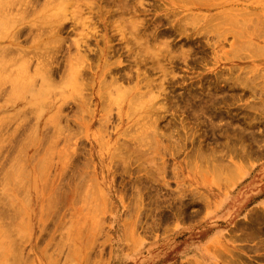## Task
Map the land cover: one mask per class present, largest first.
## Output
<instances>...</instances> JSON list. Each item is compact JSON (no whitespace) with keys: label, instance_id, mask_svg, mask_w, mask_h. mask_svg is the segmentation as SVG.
<instances>
[{"label":"rangeland","instance_id":"rangeland-1","mask_svg":"<svg viewBox=\"0 0 264 264\" xmlns=\"http://www.w3.org/2000/svg\"><path fill=\"white\" fill-rule=\"evenodd\" d=\"M19 1H0L8 10L0 9L1 73L9 64L0 73V264H264V0H128L142 10L135 19L145 21L139 26L152 56L135 49L130 24L118 32L112 0H86L95 2L89 11L83 0ZM78 9L95 21V31L83 30L86 45L82 27H70ZM177 22L187 32H175ZM147 25L168 34L153 41ZM18 28L26 30L13 34ZM82 52L90 70L77 60ZM29 79L35 89L22 87ZM78 120L88 121L87 131ZM64 135L73 138L64 143ZM95 185L98 205L90 199Z\"/></svg>","mask_w":264,"mask_h":264},{"label":"bare ground","instance_id":"bare-ground-1","mask_svg":"<svg viewBox=\"0 0 264 264\" xmlns=\"http://www.w3.org/2000/svg\"><path fill=\"white\" fill-rule=\"evenodd\" d=\"M0 1L3 2L4 0H0ZM6 1H7V0H5V2H6ZM8 1H9V0H8ZM10 1H11V0H10ZM18 1H19V0H18ZM53 1H56V0H53ZM57 1H58V0H57ZM61 1L63 2V0H61ZM61 1H60V3H61ZM65 1H66V0H65ZM65 1H64V2H65ZM83 1H84V2L82 3V6H85V7L88 8V10L85 8L86 11H89V10H93V9H94L93 7H94V5H95V2H93V1H90V2L87 1V2H85L86 0H83ZM95 1H96V0H95ZM112 1H113V6L116 5L117 7L115 6V8H117V9L113 10V12L110 11V14L112 13V14H111V15H112V19H113V18H114V19H115V18H116V19L118 18V24H115V27H117L118 32L121 33V31H119V29L121 30V28H120V26H119L120 23H121V24H127V23L130 24V25L132 26V27H131V28H132V30H131V31H132L131 36H132V38H134V39H133L134 42H135L134 45H135V46L138 45V46L141 47V48H142V47L147 48L146 46H143V44H144V40H143V34H141V33H142V30H141V27H140V26H142L141 23H142V22L144 23L145 21L142 20V22H140V20H139V21L136 20V19H140V18H136V19H135V16H138V15L141 16V14H140V10H141V9L139 10V8H135L134 5L129 4V2H127L128 0L121 1L122 4H120V3H119L120 1L118 0V3H119L120 5H119L118 3L115 4L117 0H112ZM198 1H199V0H198ZM200 1H201V0H200ZM200 1H199V2H200ZM1 2H0V4H1ZM5 2H4V3H5ZM19 2H20V1H19ZM36 2H37V1H36ZM64 2H63V3H64ZM79 2H81V0H80ZM79 2H78V6L80 7V6H81V3H79ZM96 2H97V1H96ZM175 2H176V0H175ZM178 2H179V1H178ZM178 2H177V3H178ZM201 2H203V1H201ZM4 3H3V4H4ZM7 3H8V2H7ZM7 3H6V5H4L5 7L7 6ZM21 3H22V0H21ZM54 3L56 4V2H54ZM110 3H111V2H110ZM144 3H145V1H144ZM181 3H182V2H181ZM183 3H184V2H183ZM191 3H192V2H191ZM8 4H12V5H13V3H10V2H9ZM22 4H23V3H22ZM66 4H67V3H66ZM71 4H72V3H71ZM83 4H84V5H83ZM27 5H28V4H27ZM60 5H61V4H60ZM67 5L69 6V4H67ZM72 5H73V4H72ZM140 5H143V1L140 2ZM175 5H176V4H175ZM204 5H205V3H204ZM204 5H203V6H204ZM206 5L208 6V2L206 3ZM10 6H11V5H10ZM61 6H62V5H61ZM68 6H66V7H68ZM97 6H98V4H97ZM136 6H137V5H136ZM180 6H181V5H180ZM183 6H184V4H183ZM199 6H200V4H199ZM207 6H206V7H207ZM2 7H3V6H2ZM2 7H1V8H2ZM139 7H140V6H139ZM153 7H155V6H153ZM1 8H0V9H1ZM60 8H62V7H60ZM211 8H212V7H211ZM2 9H5V8H2ZM2 9H1V10H2ZM32 9H33V8H32ZM142 9H143V6H142ZM151 9H152V8H151ZM194 9H195V8H194ZM201 9H202V8H201ZM34 10H35V9H34ZM78 10H79V11H78L79 13H77L78 16L82 15L84 10H83V9H82V11H81V9H78ZM144 10H145V7H144ZM203 10H204V9H203ZM3 11H8V10L5 9V10H3ZM61 11H62V10H61ZM75 11H76V10H75ZM141 11H142V10H141ZM150 11H153V10H150ZM176 11H177V10H176ZM206 11H207V8H206ZM33 12L35 13L36 10L33 11ZM76 12H77V11H76ZM179 12H180V11H179ZM81 13H82V14H81ZM131 13H132V16H134V17H133L134 19H133L132 17H131V19H129V18L126 19V18H125V17H126L125 14L128 15V14H131ZM141 13H142V12H141ZM143 13H144V12H143ZM8 14H10V13H8ZM79 14H80V15H79ZM152 14H153V13H152ZM167 14H168V13H167ZM171 14H172V12H171ZM188 14H189V13H188ZM6 15H7V14H6ZM37 15H38V14H37ZM111 15H110V17H111ZM113 15H115V16H117V17H113ZM172 15H173V14H172ZM174 15H175V13H174ZM174 15H173V16H174ZM25 16H26V15H25ZM29 16H30V15H28V17H29ZM33 16H34V15L32 14V17H33ZM39 16H40V15H39ZM52 16H53V15H52ZM169 16H170V14H169ZM187 16H189V15H187ZM187 16H185V18H186ZM2 17H3V16H2ZM8 17H9V16H8ZM8 17H7V19H9ZM26 17H27V16H26ZM48 17H49V16H48ZM48 17H47V19H48ZM85 17H86V16H85ZM164 17H167V15H166V16L164 15ZM215 17H216V16H215ZM0 18H1V17H0ZM42 18H43V17H42ZM158 18H159V17H157V19H158ZM187 18H188V17H187ZM187 18H186V19H187ZM189 18H191V16H190ZM114 19H113V21H114ZM165 19H166V18H165ZM171 19H172V18H171ZM182 19H183V18H182ZM4 20H6V19L4 18ZM4 20H2V21H4ZM10 20H12V19H11V16H10ZM28 20H29V18H28ZM32 20H33V19H32ZM48 20H49V19H48ZM72 20H73V19H72ZM120 20H122V22H120ZM159 20H160V19H159ZM167 20H168V19H167ZM180 20H181V19H180ZM180 20H179V21H180ZM184 20H185V19H184ZM2 21H1V22H2ZM8 21H9V20H7L6 22H8ZM61 21H62V20H61ZM61 21H59V22H61ZM115 21L117 22V20H115ZM146 21H147V20H146ZM181 21H182V20H181ZM6 22H5V23H6ZM50 22H51V21H50ZM125 22H126V23H125ZM171 22L174 23L173 19H172ZM262 22H263V21H262ZM3 23H4V22H3ZM32 23H33V22H32ZM94 23H95V21H93V17H90V15H89V17L87 16L86 18H84L83 16H80L78 19H76V20L74 19V21H73V25L70 26V27H73V26H78V27L81 26V27H82V28H81V29H82L81 35L84 36V38H83L84 40H83L82 42L80 41L81 44L86 45V44L89 43V42L87 43V39H88L90 36H89L88 32H87V33H86V32L83 33V30H84V29H89V31H90V30H91V29H90V26H91L92 31H95V30H94L95 27H93ZM143 23H142V24H143ZM9 24H10V23H8V25H9ZM64 24H65V23H64ZM148 24H149V23H148ZM0 25H1V24H0ZM2 25H4V24H2ZM30 25H31V24H30ZM30 25H29V27L31 28L32 25H31V26H30ZM33 25H34V24H33ZM45 25H46V24H45ZM45 25H44V26H45ZM55 25H56V24H55ZM113 25H114V23H113ZM113 25H112V26H113ZM116 25H117V26H116ZM139 25H140V26H139ZM182 25H183V24H178V22H177V24H175V25H173V26H171V27H173V30H174L175 32L180 31V32L182 33V32H184V30H185V32H187V30H186V29L188 28L187 25H189V24L185 25V26H187V28H185V29H184V27H183ZM61 26H62V25H61ZM61 26H56V30H57V32H59V30L62 31ZM63 26H64V25H63ZM124 26H125V25H124ZM124 26H123V27H124ZM144 26H145V25H144ZM144 26H143V28H144ZM147 26H148V25H147ZM260 26L262 27L263 24L260 25ZM20 27H22V26H20ZM33 27H34V26H33ZM33 27H32V28H33ZM53 27H54V26H53ZM64 27H65V26H64ZM78 27H77V28H78ZM145 27H146V26H145ZM148 27H149V26H148ZM164 27H165V26H164ZM24 28H26V27H24ZM48 28L50 29V27H48ZM54 28H55V27H54ZM129 28H130V27H129ZM131 28H130V29H131ZM149 28H150V27H149ZM149 28H148V29H149ZM151 28H152V27H151ZM151 28H150V32H149L150 34H151V32H152V31H151ZM153 28H154V27H153ZM204 28H206V27H204ZM204 28H203L202 30H204ZM244 28H245V27H244ZM257 28L259 29V27H257ZM18 29H19V28H18ZM35 29H36V28H35ZM41 29H42V27H41ZM49 29H47V30H49ZM52 29H53V28H52ZM72 29H73V28H72ZM206 29H207V28H206ZM206 29H205V30H206ZM25 30H26V29H25ZM25 30H23V28H22V29H19V31H15V32L13 31V34H14V33L16 34V32H17V33H18V32L20 33V32H23V31H25ZM30 30H31V29H30ZM43 30H45V29H43ZM64 30H65V29H64ZM205 30H204V31H205ZM262 30H263V29H262ZM2 31H3V30H2ZM2 31H1V32H2ZM28 31H29V29H28ZM32 31H33V29H32ZM53 31H54V30H53ZM61 31H60V32H61ZM126 31H127V30H126ZM39 32H40V29H39ZM62 32H63V31H62ZM169 32H171V31H169ZM23 33H24V32H23ZM23 33H22V35H23ZM45 33H46V32H45ZM51 33H52V30H51ZM129 33H131V32L129 31ZM203 33H204V32H203ZM260 33H261V31H260ZM260 33H259V34H256V35H257V36H260ZM27 34H30V33H26V37H27ZM32 34H33V33H32ZM34 34H35V32H34ZM47 34H48V33H47ZM49 34H50V33H49ZM52 34H53V33H52ZM122 34H123V33H122ZM122 34H121V35H122ZM124 34H125V33H124ZM124 34H123V37H124ZM167 34H168V31L163 32V31H159V30H156V29H155V31H153V33H152L149 37H151V39H152L153 41L156 40V42H160V41H157V40H160L161 37H162V39H163L164 36L166 37ZM173 34H174V33H173ZM244 34H245V33H244ZM19 35H20V34H19ZM30 35H31V34H30ZM45 35H46V34H45ZM59 35H60V34H59ZM79 35H80V34H79ZM146 35H147V34H146ZM148 35H149V34H148ZM204 35H206V34L204 33ZM241 35H242V34H241ZM254 35H255V34H254ZM256 35H255V36H256ZM14 36H16V35H14ZM47 36H49V35H47ZM53 36H54V35H53ZM82 36H80V37H82ZM186 36H187V34H186ZM188 36H189V35H188ZM5 37H8V36H5ZM38 37H41V36H38ZM50 37H51V36H50ZM125 37H126V36H125ZM125 37H124V38H125ZM146 37H147V36H146ZM180 37L182 38V36H180ZM180 37H179V38H180ZM183 37L185 38V35H183ZM205 37H206V36H205ZM207 37H208V33H207ZM243 37H244V36H243ZM2 38H3V37H1V39H2ZM27 38H28V37H27ZM47 38H48V37H47ZM56 38H57V37H56ZM59 38H60V37H59ZM126 38H127V37H126ZM172 38H173V37H172ZM179 38H178V39H179ZM49 39H50V38H49ZM52 39H53V38H52ZM121 39H122V38H121ZM127 39H128V38H127ZM147 39H149V38H147ZM147 39L145 38V40H147ZM30 40H31V38H30ZM33 40H34V39H33ZM33 40H31V41H33ZM55 40H56V39H54V41H55ZM79 40H80V39H79ZM123 40H124V39H123ZM204 40H205V39H204ZM15 41H17V38H16ZM15 41H13V43L16 44L17 42H15ZM19 41H20V40H19ZM39 41H40V40H39ZM45 41H47V39H46ZM45 41H44V42H45ZM60 41L62 42V40H60ZM148 41H150V39H149ZM148 41H147V42H148ZM161 41H162V40H161ZM165 41H167V40H165ZM165 41L163 40L161 43H163V42H165ZM207 41H208V40H207ZM207 41H206V42H207ZM23 42H24V41H23ZM29 42H30V41H29ZM47 42H48V41H47ZM58 42H59V41H58ZM61 42H60V43H61ZM75 42H76V41H75ZM121 42H122V41H121ZM173 42H174V41H173ZM173 42H172V43H173ZM183 42H184V41H183ZM244 42H246V41H244ZM27 43H28V42H27ZM31 43H32V42H31ZM31 43H30V44H31ZM124 43H125V42H124ZM153 43H154V42H153ZM169 43H170V42H169ZM177 43H178V42H177ZM30 44H29V45H30ZM77 44H78V43H77ZM120 44H121V43H120ZM145 44H146V41H145ZM145 44H144V45H145ZM149 44H150V42H149ZM149 44H148L147 46H149ZM165 44L167 45L166 42H165ZM40 45H41V44H40ZM42 45H43V44H42ZM157 45H158V44H157ZM166 45H165V46H166ZM177 45H178V44H177ZM183 45H184V44H183ZM243 45H244V43H243ZM246 45H247V44H246ZM80 46H82V45H80ZM170 46H171V45H170ZM170 46H169V47H170ZM181 46H182V44H181ZM57 47H58V46H57ZM114 47H115V46H114ZM118 47H119V46H118ZM118 47H117V48H118ZM136 47H137V46H136ZM150 47H151V46H150ZM163 47H164V46H163ZM167 47H168V46H166L165 48H167ZM248 47H249V46L246 47L247 50H248ZM254 47H255V46H254ZM16 48H17V47H16ZM78 48H79V46H78ZM88 48H89V47H88ZM126 48H129V47H126ZM126 48L124 47V50H125V51H126ZM141 48H138V47H137V48H135V49H139V50H140ZM170 48H172V47H170ZM170 48H169V49H170ZM1 49H2V48H1ZM14 49H15V48H14ZM17 49H19V48H17ZM17 49H15V50H17ZM20 49H21V48H20ZM27 49H28V48H27ZM79 49H80V48H79ZM82 49H83V48H82ZM142 49H144V48H142ZM142 49H141V50H142ZM175 49H176V47H175ZM178 49H179V48H178ZM178 49H177V50H178ZM249 49H250V48H249ZM256 49H257V48H256ZM258 49H259V47H258ZM260 49H261V46H260ZM260 49H259V51H260ZM263 49H264V47H263ZM2 50H3V49H2ZM77 50H78V49H77ZM80 50H81V49H80ZM124 50H123V51H124ZM131 50H133V49H131ZM145 50H146V49H144V52H145ZM147 50H149L148 53H150V49L147 48ZM155 50H157V49H155ZM159 50H160V49H159ZM159 50H157V52H158ZM180 50H181V48H180ZM252 50H255V49L253 48ZM252 50H251V51H252ZM18 51H19V50H18ZM24 51H25V50H24ZM27 51H28V50H27ZM27 51H25V52H27ZM78 51H79V50H78ZM92 51H93V50H92ZM129 51H130V50H129ZM151 51H152V50H151ZM162 51H163V50H162ZM168 51H169V50H168ZM170 51H172V50H170ZM175 51H176V50H175ZM178 51H179V50H178ZM181 51H183V50H181ZM251 51H250V52H251ZM262 51H263V50H262ZM21 52H22V51H21ZM21 52H20V53H21ZM25 52L23 53L22 56H24V54H25V55H27V54L29 55L31 51L29 50V53L27 52V54H26ZM32 52H33V51H32ZM35 52L37 53V51H35ZM118 52H120V50H119ZM127 52H128V50H127ZM127 52H126V54H127ZM134 52H135V51H134ZM154 52H155V51H153V53H154ZM164 52H165V50H164ZM176 52H177V51H176ZM254 52H255V51H254ZM257 52H258V51H257ZM257 52H256V53H257ZM0 53H2V52H0ZM14 53L16 54V51H14ZM39 53H40V50H39ZM82 53H83L82 55H81V54L78 55V56H80V57H78L77 55H75L74 58H75V60H76V56H77V60L81 58V59L79 60V63H80L81 65L85 63V66H84L83 68H86L87 70H90V69H91L90 66H92V65L88 64V62H89V59L87 60V55H88V54L86 55V54H84V52H82ZM123 53H124V52H123ZM129 53H130V52H129ZM129 53H128V54H129ZM136 53H137V52H136ZM158 53H159V52H158ZM158 53H157V54H158ZM166 53H167V52H166ZM177 53H178V52H177ZM181 53H182V52H181ZM260 53H262V52H260ZM15 54H14V55H15ZM31 54H32V53H31ZM40 54H41V53H40ZM54 54H55V53H54ZM54 54H53V55H54ZM128 54H127V55H128ZM133 54H135V53H133ZM154 54H156V52H155ZM154 54H153V55H154ZM162 54H163V53H162ZM169 54H170V53H169ZM263 54H264V52H263ZM263 54H262V55H263ZM17 55H18V54H17ZM19 55H20V54H19ZM33 55H36V54H33ZM33 55H32V56H33ZM123 55H124V54H123ZM150 55L152 56V53H150ZM257 55H258V54H257ZM262 55L260 54L259 56H262ZM1 56H2V55H1ZM15 56H16V55H15ZM32 56H31V57H32ZM36 56H37V55H36ZM45 56H46V55H45ZM54 56H55V55H54ZM96 56L98 57V55H96ZM129 56H130V54H129ZM137 56H138V54H137ZM147 56H148V55H147ZM154 56H155V55H154ZM154 56H153V57H154ZM158 56H160V55H158ZM158 56L156 55L155 58H158ZM182 56H183V55H182ZM255 56H256V54H255ZM12 57H14V56L12 55ZM17 57H18V56H17ZM24 57H25V56H24ZM29 57H30V56H29ZM37 57H38V56H37ZM39 57L41 58L42 56H39ZM127 57H128V56H127ZM139 57H140V55H139ZM149 57H150V56H149ZM149 57H148V58H149ZM166 57H168V56H166ZM166 57H165V58H166ZM171 57H172V59L174 58L173 56H171ZM9 58H11V57H9ZM26 58H27V57H26ZM45 58H46V57H45ZM49 58H50V57H48V59H49ZM135 58H136V57H135ZM135 58L133 59V60H134V63L136 62V64H137V63L139 64V61L137 62V59L135 60ZM142 58H143V57H142ZM150 58H151V57H150ZM155 58H151V59L153 60V59H155ZM163 58H164V57H163ZM165 58H164V59H165ZM0 59H1V58H0ZM3 59H4V58H3ZM3 59H2V62L6 60V59H4V60H3ZM11 59H12V58H11ZM11 59H10V61H11ZM16 59H17V58H16ZM30 59H31V58H30ZM41 59H43V58H41ZM68 59H69V58H68ZM71 59H73V58H71ZM128 59H129V58H128ZM145 59H147V58L144 57L143 60L145 61ZM174 59H175V58H174ZM22 60H23V59H22ZM27 60H28V59H27ZM130 60H131V59H130ZM138 60H140V59L138 58ZM141 60H142V59H141ZM143 60H142V62H144ZM155 60H157V59H155ZM7 61H8V60H7ZM23 61H24V60H23ZM31 61H32V60H31ZM31 61H29V62H31ZM41 61H42V60H41ZM146 61H147V60H146ZM150 61H151V60H150ZM167 61H168V60H167ZM20 62H21V60H20ZM29 62H28V63H29ZM43 62H44V61H43ZM77 62H78V61H76V64H77ZM120 62H121V61H120ZM120 62H119V63H120ZM156 62H157V61H156ZM161 62H162V61H161ZM161 62H159V64H161ZM164 62H165V61H164ZM8 63H10V62L8 61ZM15 63H17V62H15ZM165 63H166V62H165ZM10 64H11V63H10ZM46 64H47V63H46ZM48 64H49V63H48ZM50 64H51V63H50ZM54 64H55V63H54ZM136 64H135V66L138 65V64H137V65H136ZM140 64H141V63H140ZM140 64H139V65H140ZM169 64H171V63H169ZM5 65H6V69H8V68H9V67H8L9 64H8V66H7V64H5ZM12 65H13V63H12ZM27 65H29V64H27ZM121 65H122V64H121ZM131 65H132V63H131ZM142 65L145 66V64H143V63H142ZM142 65H141V66H142ZM157 65H158V64H157ZM10 66H11V65H10ZM43 66H44V65H43ZM66 66H67V65H66ZM78 66H79V65H78ZM127 66H128V65H127ZM149 66H150V65H149ZM152 66H153V65H152ZM152 66H151V67H152ZM4 67H5V66H3V68H4ZM7 67H8V68H7ZM45 67H47V66H45ZM51 67H52V66H51ZM54 67H55V66H54ZM58 67H59V66H58ZM58 67H57V68H58ZM103 67H105V65H104ZM123 67H125V66H122V69H123ZM147 67H148V66H147ZM10 68H11V67H10ZM59 68H60V67H59ZM59 68L56 69V70L54 69L55 71L52 72V74L56 72L55 74L58 75L59 73H57V72H60V71H61V70L59 71ZM64 68H65V66H64ZM67 68H69V66H68ZM120 68H121V67L118 68V71H120ZM127 68H128V67H127ZM129 68H130V67H129ZM143 68H144V67H143ZM152 68H153V67H152ZM152 68H150V69H152ZM6 69L3 70V71H6ZM52 69H53V68H52ZM52 69H51V71H52ZM60 69H61V68H60ZM65 69H66V68H65ZM65 69H64V70H65ZM122 69H121V70H122ZM156 69H157V66H156ZM28 70H29V69H28ZM28 70H27V71H28ZM47 70H48V71H46V72H50V71H49V68H48ZM152 70H153V69H152ZM160 70H161L162 73L164 72V73H163L164 76L167 74V73H165V72H169V71L166 70V68H164V67H162V69H160ZM160 70H159V71H160ZM162 70H163V71H162ZM3 71H2V73H3ZM67 71H68V69H67ZM82 71H85V70H82ZM122 71H124V70H122ZM136 71H137V70H136ZM77 72L80 73L81 71L78 69ZM151 72H152V71H151ZM0 73H1V71H0ZM2 73H1V74H2ZM85 73H86V71H85ZM85 73H84V74H85ZM120 73H123V72H120ZM153 73H154V72H153ZM153 73H152V74H153ZM157 73H158V72H157ZM80 74H81V73H80ZM80 74H79L78 76H80ZM124 74H125V72H124ZM133 74H134V73H133ZM159 74H161V73H159ZM163 74H162V76L159 75V77L162 78V77H163ZM168 74H170V72H169ZM122 75H123V74H122ZM125 75H126V74H125ZM139 75H140V74H139ZM154 75H155V74H154ZM47 76H49V74H48ZM126 76H128V75H126ZM129 76H131V75H129ZM50 77H51V76H50ZM80 77H81V76H80ZM120 77H121V76H120ZM123 77H124V75H123ZM132 77H133V76H132ZM166 77H167V76H166ZM78 78H79V77H78ZM125 78H126V77H125ZM130 78H131V77H130ZM133 78H134V77H133ZM157 78H158V75H157ZM161 78H160V79H161ZM163 78H165V77H163ZM48 79H49V78H48ZM80 79H81V78H80ZM141 79H142V78H140V80H141ZM170 79H171V78H170ZM49 80H51V79H49ZM114 80H116V79H114ZM118 80H119V79H118ZM123 80H125V79H123ZM129 80H130V79H129ZM153 80H154V82H155V79H153ZM158 80H159V79H158ZM163 80H164V79H163ZM21 81H22V80H21ZM35 81H36V80H35ZM138 81H139V79H138ZM147 81H148V80H147ZM147 81L145 82L144 85L147 84ZM150 81H151V80H150ZM166 81H167V80H166ZM166 81H165V82H166ZM23 82H24V81H23ZM47 82H48V81H47ZM126 82H128V81H126ZM131 82H132V81H131ZM148 82H149V81H148ZM151 82H152V81H151ZM151 82H150V84H151ZM154 82H153V83H154ZM161 82H162V81H161ZM161 82L159 81V84H160ZM165 82H164V83H165ZM51 83H52V82H51ZM119 83H120V82H119ZM124 83H125V82H124ZM129 83H130V82H129ZM28 84H29V85H28ZM82 84H83V83H82ZM120 84H121V83H120ZM150 84H149V85H150ZM155 84L157 85L156 82H155ZM159 84H158V85H159ZM165 84H166V83H165ZM30 85H33V87H34V89H35V87H36L35 85H36V84H35V82H34L33 80H30V79H29V81H27L26 83H23L22 87H24V88L27 87V86L30 87ZM149 85H148V88H149ZM151 85H153V84H151ZM166 85H167V84H166ZM37 86H38V85H37ZM120 86H121V85H120ZM120 86H118V88H119ZM124 86H125L126 88L129 89V87H127L128 84H127V86H126V85H122V87H124ZM129 86H131L130 89H132L134 85L131 84V85H129ZM122 87H120V88H122ZM150 87H151V86H150ZM159 87H160V86H159ZM163 87H164V86L162 85L161 88H163ZM17 88H18V86H17ZM30 88H31V87H30ZM78 88H79V86H78L76 89H78ZM120 88H119V89H120ZM152 88L155 89V86L152 87ZM152 88H151V89H152ZM34 89H33V90H34ZM128 89H127V90H128ZM143 89H144V88H143ZM33 90H32V91H33ZM50 90H51V89H50ZM127 90L125 89L126 93H127ZM35 91H37V90H35ZM123 91H124V90H123ZM148 91H149V90H148ZM148 91H147V92H148ZM158 91H159V90H158ZM8 92H9V91H8ZM163 92H164V91H163ZM195 92H196V91H195ZM123 93H124V92H123ZM151 93H152V92H151ZM117 94H118V93H117ZM124 94H125V93H124ZM146 94H147V93H146ZM125 95H127V94H125ZM141 95H142V94H141ZM141 95H140V96H141ZM50 96H51V95H50ZM123 96H124V95H123ZM136 96H137V94H136ZM136 96L133 97V99H134V98L136 99ZM196 96H197V95H196ZM214 96H215V95H214ZM48 97H49V95H48ZM191 97H192V98H196V97H193V96H191ZM120 98H121V97H120ZM137 98H138V97H137ZM124 99H125V98L123 97V99H122V100L120 99V100H121V101H124ZM138 99H139V98H138ZM138 99H137V100H138ZM140 99H142V98H140ZM100 100H101V99H100ZM181 100H182V99H181ZM189 100H190V99H189ZM191 100H192V99H191ZM226 100H227V99H226ZM46 101H47V100H46ZM101 101H102V100H101ZM101 101H100V102H101ZM121 101H120V102H121ZM102 102H103V101H102ZM104 102H105V101H104ZM120 102H119V103H120ZM128 102H129V104L132 103L133 106H134V103H135V105H137L136 102L133 103V100H132L131 102L128 100ZM137 102H139V101H137ZM184 102H185V101H184ZM45 103H46V102H45ZM45 103H44V104H45ZM122 103H123V102H122ZM44 104H43V105H44ZM46 104H47V103H46ZM78 104H79V103H78ZM104 104H105V103H104ZM129 104H128V106H129L128 108H130V105H129ZM182 104H183V103H182ZM38 105H39V104H38ZM40 105H41V104H40ZM40 105H39V106H40ZM118 105H119V104H118ZM176 105H177V104H176ZM178 105H179V104H178ZM39 106H37V107H39ZM78 106H79V105H78ZM81 106H82V105H81ZM120 106H121V105H120ZM131 106H132V105H131ZM133 106H132V107H133ZM137 106H138V105H137ZM35 107H36V106H35ZM37 107H36V108H37ZM44 107H46V106L44 105ZM76 107H77V105H76ZM105 107H106V105H105ZM105 107H104V108H105ZM132 107H131V109H132ZM140 107H141V106H140ZM187 107H188V106H187ZM29 108L31 109V107H29ZM32 108H34V107H32ZM79 108H80V107H79ZM104 108H103V110H104ZM39 109H40V107H39ZM59 109H60V108H59ZM59 109H58V110H59ZM88 109H89V108H88ZM100 109H101V108H100ZM105 109H106V108H105ZM80 110L82 111V109H80ZM90 110H91V112H92V109H91V108H90ZM128 110H129V109H128ZM136 110H137V108L135 109V111H136ZM37 111H38V110H37ZM59 111H60V110H59ZM205 111H206V110H205ZM209 111H210V110H209ZM213 111H214V109H213ZM217 111H218V110H217ZM217 111H216V112H217ZM28 112H29V111H28ZM31 112H32V111H31ZM78 112H79V111H78ZM82 112H83V111H82ZM82 112H81V113H82ZM125 112H126V111H125ZM19 113H20V112H19ZM19 113H18V115H19ZM76 113H77V112H76ZM89 113H90V112H89ZM118 113H119V112H118ZM133 113H134V111H133ZM133 113H132V114H133ZM74 114H75V113H74ZM105 114H106V112H105ZM122 114H123V113H122ZM127 114H128V113H127ZM206 114H207V112H206ZM77 115H78V113H77ZM77 115H76V116H77ZM92 115H93V114H92ZM118 115H119V114H118ZM138 115H139V114H138ZM79 116H81V115H79ZM110 116H111V115H110ZM211 116H212V115H211ZM53 117H54V116H53ZM56 117H57V116H56ZM85 117H86V116H84V118H85ZM102 117H106V116L104 115V116H102ZM60 118H61V117H60ZM67 118H68V117L66 116V120H67ZM119 118H120V117H119ZM141 118H142V116H141ZM143 118H145V117L143 116ZM57 119H58V118H57ZM69 119L71 120L70 116H69ZM106 119H107V118H106ZM117 119H118V118H117ZM122 119H123V117H122ZM127 119H128V117H127ZM58 120H59V119H58ZM70 120H68V121H70ZM80 120H81V119H80ZM84 120H85V119H84ZM86 120H87V119H86ZM103 120H104V122H105V119H103ZM110 120H111V119H110ZM143 120H144V119H143ZM97 121H99V119H98ZM71 122H72V121H71ZM74 122H76V120H75ZM87 122H88V121H87ZM87 122H81V121L79 122V120H78L76 124H77V126H79V127H84V128L86 129V131H87L88 127L90 126V125H87V126H86L85 123H87ZM112 122H113V121H112ZM120 122H121V120H120ZM139 122H140V121H139ZM152 122H153V121H152ZM133 123H134V121H133ZM156 123H157V121H156ZM62 124H63V123H62ZM71 124H72V123H71ZM100 124H101V123H100ZM134 124H136V122H135ZM134 124H133V125H134ZM46 125H48V124L46 123ZM58 125H59V124H58ZM68 125L70 126V124H68ZM68 125H67V126H68ZM101 125H102V124H101ZM103 125H104V124H103ZM112 125H114V124H112ZM62 126L64 127L65 125H62ZM69 126H68V127H69ZM99 126H100V125H99ZM135 126H136V125H135ZM43 127H44V126H43ZM58 127H60V126H58ZM71 127H72V126H70V128H71ZM103 127H104V126H103ZM110 127H111V126H110ZM114 127H115V126H114ZM136 127H137V126H136ZM0 128H1V127H0ZM44 128H45V127H44ZM44 128H43V129H44ZM64 128H66V127H64ZM64 128H63V129H64ZM138 128H139V127H138ZM60 129H61V127H60ZM73 129H74V127H73ZM75 129H76L77 131L79 130V129H77L76 127H75ZM97 129H98V127H97ZM102 129H104V128H102ZM47 130H49V129L47 128ZM65 130H66V129H65ZM81 130H82V129H81ZM100 130H101V129H100ZM58 131H59V130H58ZM60 131H61V130H60ZM71 131H72V130H70V133H71ZM77 131H76V132H77ZM88 131H89V130H88ZM102 131H103V130H102ZM102 131H101V133H102ZM32 132L34 133V131H32ZM45 132H46V129H45ZM122 132H124V131H122ZM122 132H121V133H122ZM51 133H52V132H51ZM59 133H60V132H59ZM59 133H58V135H59ZM70 133H69V134H70ZM79 133H80V130H79ZM128 133H129V132L127 131V134H128ZM140 133H141V132H140ZM19 134H20V133H19ZM22 134H23V133H22ZM34 134H35V133H34ZM60 134H61V133H60ZM65 134H68V133L65 132ZM73 134H75V133H74V130H73ZM73 134H71V135H73ZM77 134H78V133H77ZM80 134H81V133H80ZM80 134H79V136H80ZM86 134H87V132L84 133L85 137H87ZM25 135H26V134H25ZM25 135H23V137H24ZM43 135H44V133H43ZM43 135H42V136H43ZM50 135H51V134H50ZM71 135H69V136L67 135L68 137H67L66 135H64V136H66V137H64V143H65V140H66V141H69V139H72V138H73V136L70 137ZM130 135H131V134H130ZM161 135L163 136V134H161ZM161 135H160V136H161ZM170 135H171V134H170ZM26 136H27V135H26ZM45 136H47V135H45ZM45 136H43V137H45ZM81 136H82V135H81ZM81 136H80V137H81ZM99 136H100V135H99ZM101 136H102V134H101ZM158 136H159V135H158ZM172 136H173V135H172ZM33 137H34V136H33ZM48 137H49V136H48ZM51 137H53V136L51 135ZM58 137H59V136H58ZM60 137H61V136H60ZM74 137H75V135H74ZM80 137H79V138H80ZM4 138H6V137H4ZM4 138H3V139H4ZM49 138H50V137H49ZM77 138H78V137H77ZM77 138H76V139H77ZM0 139H1V138H0ZM23 139H24V138H23ZM59 139H60V138H59ZM62 139H63V138H62ZM139 139H140V138H139ZM152 139H153V138H152ZM154 139H156L155 136H154ZM185 139H186V138H185ZM34 140H35V139H34ZM57 140H58V139H57ZM24 141H25V140H24ZM26 141H27V140H26ZM28 141H29V140H28ZM76 141H77V140H76ZM78 141H80V140H78ZM60 142H61V141H60ZM118 142H120V141H118ZM138 142H139V141H138ZM28 143H29V142H27V144H28ZM48 143H50V142H46L45 146H47ZM71 143H72V142H71ZM71 143H70V144H71ZM5 144H6V143H5ZM68 144H69V143H68ZM78 144H79V143H78ZM118 144H120V143H118ZM50 145H51V144H50ZM72 145H73V144H72ZM48 146H49V145H48ZM67 146H68V145H67ZM76 146H77V145H76ZM78 146H79V145H78ZM69 147H71V146H69ZM45 148H46V147H45ZM75 148H76V147H75ZM55 150H56V149H55ZM117 150H118V149H117ZM47 151H48V150H47ZM74 151H75V150H74ZM76 151H77V149H76ZM40 152H41V150H40ZM75 153H76V152H75ZM79 153H80V152H79ZM198 153H199V152H198ZM200 153L202 154L201 151H200ZM34 154H35V153H34ZM40 154H41V153H40ZM76 154H77V153H76ZM54 155H55V154H54ZM59 155H60V154H59ZM110 155H111V154H110ZM139 155H140V154H139ZM50 156H51V155H50ZM78 156H79V155H78ZM137 156H138V155H137ZM32 157H33V156H32ZM42 157H43V156H42ZM111 157H112V156H111ZM138 157H139V156H138ZM30 158H31V157H30ZM33 158H34V157H33ZM33 158H32V159H33ZM70 158H71V155H70ZM73 158H74V157H73ZM78 158H79V157H78ZM52 159H53V158H52ZM19 161H20V160H19ZM30 161H33V160H30ZM17 162H18V161H17ZM17 162H16V163H17ZM67 162H68V159H67ZM65 163H66V162H65ZM76 163H77V162H76ZM89 163H90V162H89ZM89 163H88V164H89ZM5 164H6V163H5ZM13 164H14V163H13ZM23 164H24V163H23ZM54 164H55V163H54ZM68 164H70V163H68ZM68 164H67V165H68ZM31 165H32V163H31ZM65 165H66V164H65ZM12 166H13V165H12ZM68 166H69V165H68ZM79 166H80V165H79ZM84 166H85V165H84ZM89 166H90V165H88V166H86V167H89ZM111 166H112V165H111ZM10 167H11V165H10ZM10 167H9V168H10ZM13 167H14V166H13ZM15 167H16V166H15ZM23 167H24V166H23ZM40 167H41V166H40ZM71 167H72V166H71ZM6 168H7V167H6ZM64 168H65V166H64ZM67 168H69V167H67ZM10 169H11V168H10ZM14 169H15V168H14ZM14 169H13V170H14ZM17 169H18V168H17ZM19 169H20V168H19ZM19 169H18V170H19ZM23 169H24V168H23ZM81 169H82V168H81ZM87 169H88V168H86V171H87ZM90 169H91V168H90ZM65 170H66V168H65ZM88 170H89V169H88ZM0 171H1V169H0ZM3 171H4V170H3ZM3 171H1V174H2ZM83 171H85V170H83ZM9 172H10V171H9ZM22 172H23V171L21 170V174H22ZM24 172H25V170H24ZM24 172H23V174H24ZM27 172H29L28 169H27ZM31 172H32V170H31ZM43 172H44V171H43ZM87 172H88V171H87ZM214 172H215V171H214ZM231 172H232V171H230V173H231ZM3 173H4V172H3ZM5 173H6V172H5ZM10 173H11V172H10ZM14 173H15V172H14ZM75 173H76V172H75ZM89 173H90V171H89ZM217 173L219 174V172H217ZM1 174H0V175H1ZM7 174H8V173H7ZM7 174H5L6 177L8 176ZM21 174H20V175H21ZM72 174H73V173H72ZM87 174H88V173H86V175H87ZM213 174H214V173H213ZM215 174H216V173H215ZM234 174H235V173H234ZM24 175H25V174H24ZM69 175H70V173H69ZM73 175H74V174H73ZM79 175H80V176H79ZM232 175H233V174H232ZM236 175H237V174H236ZM5 176H4V177H5ZM14 176H16V175L14 174ZM47 176H48V175H47ZM57 176H58V175H57ZM57 176H56V177H57ZM61 176H62V175H61ZM61 176H60V177H61ZM74 176H76V175H74ZM213 176H214V175H213ZM230 176H231V175H230ZM233 176H234V175H233ZM1 177H2V176H1ZM1 177H0V178H1ZM6 177H5V178H6ZM68 177H69V176H68ZM68 177H67V178H68ZM76 177H77V176H76ZM79 177L81 178V174H78V179H80ZM214 177H216V176H214ZM214 177H213V178H214ZM5 178H3V180H4ZM7 178H8V177H7ZM7 178H6V180H7ZM45 178H46V177H45ZM49 178H50V177H49ZM62 178H64V177H62ZM62 178H61V179H62ZM70 178H71V177H70ZM72 178H73V177H72ZM39 179H40V178H39ZM65 179H66V178H65ZM75 179H76V178H75ZM216 179H217V178H216ZM232 179H234V178L232 177ZM12 180H13V179H12ZM16 180L18 181V179H16ZM19 180H21V179L19 178ZM82 180H83V177H82ZM82 180L80 179V181H82ZM84 180H85V179H84ZM84 180H83V181H84ZM214 180H215V179H214ZM23 181H24V180H23ZM64 181H65V180H64ZM66 181H67V180H66ZM70 181H71V180H70ZM70 181H69V182H70ZM75 181H77V179H76ZM11 182H12V181H11ZM26 182H27V181H25V183H26ZM48 182H49V181H48ZM73 182H74V181H73ZM84 182H85V181H84ZM84 182H83V183H84ZM28 183H29V182H28ZM38 183H39V182H38ZM58 183H59V182H58ZM75 183H76V182H75ZM75 183H74V184H75ZM87 183H88V182H87ZM43 184H44V183H43ZM59 184H60V183H59ZM59 184H57V185H59ZM84 184H85V183H84ZM94 184H95V183H94ZM230 184H231V183H230ZM27 185H28V184H27ZM44 185H47V184H44ZM44 185H43V187L46 188L47 186L45 187ZM76 185H77V184H75L74 186H76ZM80 185H81V184H78V187H77V188L74 187L73 189H74V190H75V189H78ZM97 185H98V184H97ZM97 185L93 186V187H94V190H93V191H94V192H93L94 194L91 195L92 197H90V195H88V196L90 197L91 200H94V201H95V202L92 201V203L94 202L93 205H95V203H96V201H97L98 199H99V200L101 199L100 197H98V188L96 187ZM5 186H6V185H5ZM9 186H10V185H9ZM22 186H23V185H22ZM28 186H29V185H28ZM54 186H55V184H54ZM82 186H83V185H82ZM18 187H19V185H18ZM20 187H21V186H20ZM43 187H42V188H43ZM84 187H86V185H85ZM84 187H82L81 189H84V190L86 189V191L89 190L88 188H84ZM9 188H10V187H9ZM9 188L5 187L6 190L9 189ZM47 188H48V187H47ZM47 188H46V189H47ZM59 188H60V186H59ZM59 188H58V189H59ZM15 189H16V188H15ZM21 189H22V187H21ZM21 189H20V191H21ZM71 189H72V188H71ZM73 189H72L71 191H73ZM87 189H88V190H87ZM99 189H100V188H99ZM2 190H3V189H2ZM9 190H10V189H9ZM16 190H19V188H17ZM23 190H24V189H23ZM52 190H53V189H52ZM54 190H55V188H54ZM78 190H79V189H78ZM84 190H82V193H83ZM91 190H92V188H91ZM75 191H76V190H75ZM99 191H101V190H99ZM0 192H1V191H0ZM4 192H5V191H4ZM21 192H22V191H21ZM51 192H52V191H51ZM55 192H56V191H55ZM84 192H85V191H84ZM56 193L58 194V191H57ZM73 193H75V192L73 191ZM79 193H80V192H79ZM79 193H78L77 195H80V196H81V194H79ZM17 194H18V192H17ZM19 194H21V193H19ZM52 194H54V192H52ZM52 194H51V195H52ZM84 194H85V193H84ZM84 194H83V195H84ZM87 194H88V193L86 192V194H85V199L88 198V200H89V197L86 196ZM74 195H76V194H73V196H74ZM77 195H76V196H77ZM83 195H82V197H80V196H79V197L77 196V197L80 198V199H81V198L84 199V198H83ZM102 195H103V194H102ZM6 196H7V195H6ZM20 196H21V195H20ZM24 196H25V195H24ZM49 196H50V195H49ZM54 196H57V195H53V197H52V196H51V197L55 199ZM60 196H61V195H60ZM26 197H27V195H26ZM58 197H59V196H58ZM61 197H62V196H61ZM102 197H103V196H102ZM1 198H2V195H1L0 199H1ZM22 198L27 200L28 197L25 198V197L22 196ZM78 198H75V197H74V201H73V202H75L76 199H78ZM3 199H4V200H3ZM3 199H2V200L5 201V197H3ZM8 199H9V198H7V201H8ZM54 199H52V200H54ZM66 199H67V198H66ZM82 199H81V200H82ZM10 200H12V199H11V196H10ZM14 200H15V199H14ZM49 200L51 201V198H49ZM49 200H48V203L50 202ZM56 200H57V199H56ZM58 200H59V199H58ZM62 200H63V199H62ZM91 200H89L88 205L91 203V202H90ZM15 201H16V200H15ZM60 201H61V199H60ZM60 201H59V202H60ZM69 201H70V200H69ZM86 201H87V200H86ZM12 202H13V201H12ZM26 202H27V201H26ZM77 202H78V201H77ZM77 202H76V203H77ZM80 202H81V201H80ZM0 203H1V200H0ZM5 203H6V204H3V202H2L3 205H7V202H5ZM13 203H14V202H13ZM46 203H47V202H46ZM57 203H58V202H57ZM64 203H65V202H64ZM92 203H91L90 205H92ZM100 203H101V202H100ZM2 204H1V205H2ZM9 204H10V203H9ZM9 204H8V205H9ZM14 204H15V203H14ZM14 204H13V205H14ZM27 204H28V203H27ZM49 204H50V203H49ZM49 204H48V205H49ZM53 204H54V203H53ZM65 204H66V203H65ZM67 204H68V203H67ZM67 204H66V205H67ZM10 205H11V204H10ZM15 205H16V204H15ZM45 205H46V204H45ZM55 205H56V203H55ZM74 205H75V203H74ZM96 205H98V204L96 203ZM101 205H102V204H101ZM89 212H90V211H89ZM91 212H92V211H91ZM184 212H185V211H184ZM5 213L8 214L6 211H5ZM16 214H17V213H16ZM16 214H15V215H16ZM18 214H19V213H18ZM15 215L13 214V216H11V217H14V219H15ZM12 220H13V219H12ZM0 230H3V228H2V229L0 228ZM7 232H8V231H7ZM3 233H4V232H3ZM9 251H10V250H9ZM10 256H11V255H10ZM47 256H48V255H47ZM47 256H45V257H47ZM64 257H67V256H64ZM8 258H9V257H8ZM11 258H12V257H11ZM11 258H10V260H11ZM47 259H48V258H47ZM59 261H60V259H59ZM69 261H71V260H69ZM57 262H58V261H57ZM71 262H72V261H71ZM11 263H12V260H11ZM58 263H59V262H58ZM58 263H57V264H58ZM13 264H14V263H13ZM68 264H70V262H69ZM73 264H74V262H73ZM75 264H76V263H75Z\"/></svg>","mask_w":264,"mask_h":264}]
</instances>
